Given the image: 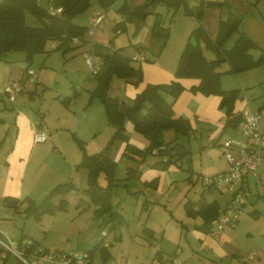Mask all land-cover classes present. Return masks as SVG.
Segmentation results:
<instances>
[{
    "label": "rangeland",
    "instance_id": "rangeland-1",
    "mask_svg": "<svg viewBox=\"0 0 264 264\" xmlns=\"http://www.w3.org/2000/svg\"><path fill=\"white\" fill-rule=\"evenodd\" d=\"M143 1L117 0L112 6L118 7L124 3L136 5ZM219 1L225 2V4L223 6H208L209 12L205 13L208 24L212 26L218 24L220 18H225L228 6H232L225 0ZM257 1H232L234 7L232 6L231 8L241 15L243 20L238 29L231 34L224 44V48L229 49L233 46L239 32L246 31V36L255 45L251 49V53L255 59L264 52V17H262L255 7ZM96 11L102 14V16L106 15V11L100 9L97 2L92 0L89 8L83 13L77 14L73 18V21L77 24L88 26L90 17ZM262 12L264 14V9ZM32 19V17H28L29 23L32 22ZM112 24L113 22L105 21V18H103L102 27L93 36L96 43L99 42L101 45H103L102 43L109 44L110 38L108 37L112 33ZM85 35L92 38L88 31ZM253 35L256 39H253ZM52 44V42H48L46 45L47 52L34 54L29 60L25 58L24 52L21 51H10L7 58L16 62H20L18 61L20 59L27 61L29 65L27 71L37 73L41 71L40 76L33 81H28L25 89L21 92L27 100L32 101H27L28 103L25 106H32L37 121L42 117L43 122L48 125L51 133L57 135L55 141L50 138L49 142L53 140L59 148H62V154H67L66 159L59 158L62 160L58 164V167L61 169V175L57 183L72 180L76 183L79 190H72L63 196L67 201L66 210L56 211L53 214L44 213L38 218L28 208L27 201L19 203L18 208L15 209L17 211L16 219L10 225L8 236H13L17 240L23 233L29 237H26L27 239L39 242L41 248L44 247L51 252L92 250L93 264H102V257L105 254L101 249L103 247H106L110 253L104 264H170L169 255H163V259H159L156 256L155 244L159 242V236L155 239L144 232L146 216L141 215L140 210L136 208L139 205L136 198L129 196L120 185L115 188L110 202L114 210H119L124 214L125 222L115 230H110V223H106V216H95L93 214V206L89 203L87 196L80 191L85 187L86 170L78 168L79 171H82L80 179L76 177V174L70 173L74 172L72 169L67 173L66 170L71 160L77 158V155H80L81 158L82 154L80 145L73 139L72 134H75L81 140L85 151L88 154H92L100 151L107 145L114 129L106 120L102 103L98 99L94 100V104L88 103L90 91L94 87L95 81L92 79L89 68L84 62L83 54L78 51V48L62 52V50L54 49ZM205 55L208 58L213 57V54L209 51H205ZM259 66H262V68L256 71H264V61L251 69ZM226 68H229V65L224 62L220 64L218 70L221 71ZM12 69L14 71L15 68L12 67ZM124 80L113 77L109 94L121 93L122 98H124L123 100L129 105L131 101L124 95ZM261 85L262 83L257 85L255 91L252 89L248 91L263 93L264 84ZM260 99L261 101H259ZM263 100L264 94L261 98L259 95L258 99L255 97L251 99L250 105L252 108H256V106L262 104ZM235 102L239 104L241 102L240 98ZM8 107L12 108L11 105ZM223 122L222 129L226 127L225 119H223ZM126 123H129V121H126L125 125ZM204 127L205 129H203ZM208 128H211V124L200 127L195 132L197 139L193 138V134L190 133L188 134V138L179 136V140L183 141L186 145L185 149L188 150L189 148L191 150L190 166L193 169L188 172L185 170L188 164L184 160L179 162L183 168L181 169V166L178 167L180 175L178 178H182L183 183H179L176 188L178 198L184 196L188 190L186 185L189 184L187 181L189 180L187 179L189 176H191L192 180L199 177L202 178L203 175H209L210 172L216 171L220 167L217 161L222 162L224 165L226 164L225 157L222 154L223 148L219 143L213 144L207 142L206 135ZM237 129L236 133L240 135L241 130L239 127ZM128 132L133 133L138 139L146 141V138L139 132H135L134 130H128ZM171 133V130H167L163 132V135L168 139ZM222 134L218 139L221 143L228 137L227 133ZM122 143L124 142L120 140L114 141L111 149V157L117 162L115 179L118 184L123 182V179L126 177L127 168L132 166H130L132 159L122 156L123 150L122 152L120 151ZM54 158H56L55 155ZM156 160V157L149 155L145 163L153 164ZM256 173L259 178L258 182L254 177L247 179L249 196L242 204L244 207H241L236 226L225 230L229 239H220L219 235L221 232H214L212 234L216 242L225 250L226 255L218 257L215 253L203 252L198 254V261L206 262L207 264H264V159L257 167ZM71 174H73V179L71 178ZM99 181L105 184L103 175L99 177ZM195 184L194 190L196 191L200 189V184L198 182ZM51 188L43 189L44 193L42 195L37 194L33 199L35 200L36 198V202L39 203ZM195 191H192V189L189 191L190 197L196 195ZM173 196L175 197V193ZM250 196L257 197V201L252 204L248 199ZM209 198H217L220 205L224 206L229 202L231 192H220L213 189L209 193ZM59 199L60 196H54L52 202L58 203ZM254 210H256V215H252L251 213ZM120 231L122 237L118 240L114 238V234L119 235ZM187 240H189L193 250L196 249L197 242L190 239L189 236ZM208 251L211 250L209 249ZM253 251L260 254L249 259L248 254ZM192 253L191 249H186L179 255V259L182 260L184 258L186 261L195 259L191 257ZM7 261L8 264H23L10 253L8 254Z\"/></svg>",
    "mask_w": 264,
    "mask_h": 264
},
{
    "label": "crops",
    "instance_id": "crops-1",
    "mask_svg": "<svg viewBox=\"0 0 264 264\" xmlns=\"http://www.w3.org/2000/svg\"><path fill=\"white\" fill-rule=\"evenodd\" d=\"M186 1L190 5L197 3V0ZM225 1L234 7L232 1L240 2L241 0ZM124 4L127 5V3ZM124 4L118 7H115V5L111 6V9L106 11L105 16H102V14L96 11V13L90 17V21L94 15L100 14L102 20L105 18V21L113 22L111 27L112 33L111 36L108 37L110 38L109 44L102 43L103 45H101L97 42V45L111 50L118 49L122 55L131 59L138 53L143 56L142 61L132 62L134 66H140L142 68V81L135 85L124 80V95L128 100L132 101L136 94L139 93L146 84L169 83L174 80V72L180 54L190 38L192 31L202 24L209 35L213 37L216 33L217 24L215 26L208 24V21L205 18V13L207 14L209 12L208 6L203 9V16L199 21L195 16L185 14L182 7L173 13L163 4L156 5L154 12L159 15L161 25L168 28L169 35L160 54L157 57H154L149 49L152 45L151 26L155 20L154 14H149L143 21L138 23L134 20L127 22L124 31L114 34L113 26L123 18L119 9ZM255 7L262 17H264L262 12L264 9V0H258ZM244 33L245 35L247 34L246 31H244ZM85 39V43H73L74 48H78L80 53L91 50L93 43H96L94 37L91 38L85 35ZM253 39H256L254 35ZM8 54L9 53L6 54L4 59L0 60V233L7 236L9 235L8 230L10 229V225L13 224L16 219L17 211L11 206L5 204V197H16L21 201L25 199V197H30L35 203H38L36 202V198L34 200L33 197L37 194L42 195L44 193L43 189H48V187L53 188L56 185L59 181V176L61 175V169L58 167V164L62 161L61 159H66L67 155L62 154V148H59V146L55 144L54 141L56 140L57 135L51 133L48 125L43 122L42 117L37 121L32 106H25V104L28 103L27 101L30 100H27L21 92L19 93L20 95L18 94L16 96V99L13 102L7 100L4 93L5 85L11 80L26 78L27 68L29 66L28 62L23 61L22 59L18 60L20 62L9 60L7 58ZM262 66L236 74L224 73L221 76V87L225 90L234 88L240 90L238 98H240L241 102L239 104L236 102L234 103V112L240 113L245 109L263 111L260 118V125L264 127V100L261 102L262 104L256 106V108H252L250 105L252 98L255 97L258 99L259 95L261 98L264 94V92H253L256 90L257 85L261 84L264 80V71H256L261 69ZM12 67L15 68L14 71ZM226 70H228V68L221 71L226 72ZM40 73H37L38 76H40ZM179 82L185 87V89L176 98L172 99L170 96H167L166 100L172 102L175 117L182 116L190 121L192 132L189 133L193 134V138L197 139L195 132L200 129V127L211 124V128H208V133L206 135L208 143L215 144L218 142L222 147L223 142L221 143V141L218 140L219 136L223 135L222 133L228 134V137H226L225 140H232L237 143L244 140L242 122L236 127L226 126L222 129L225 116L224 112L219 108V96L203 95L199 92L191 91L190 87L198 83L197 79L181 78L179 79ZM249 89H252L253 91H248ZM121 95V93H118L113 94L112 96L125 102ZM95 99L96 98L89 99L88 103L94 104ZM259 101H261V99ZM10 105L12 108L8 107ZM238 127L241 130L240 135L236 133ZM203 129H205V127ZM125 130H127L126 132L129 141L132 144L139 148H144L148 145L147 140L144 141L140 138L138 139L133 133L128 132V130H134L130 122L126 123ZM40 133L44 134L46 138L43 141H35V136ZM182 136L188 138V135ZM50 138L54 141L52 140L49 142ZM173 138L174 134L172 132L170 137H168V139L165 138V140L170 141ZM177 142L181 143L184 148H186V145L183 141L179 140V137ZM124 145L125 143H122L121 152L124 149ZM54 155L56 158H54ZM77 156V158L71 160L66 171L68 173L72 169L74 172L70 173L76 174V177L80 179L82 171L77 169V164L81 158L80 155ZM151 156L158 159L154 154ZM145 160L143 162L132 160L130 166L132 165V168L137 167L140 170L139 177L131 180H125V177L123 182L119 183L117 186L120 185L124 188L126 193L129 196L136 198V201L139 203V207L136 206V208L140 210L139 212L141 215L146 216L144 221L146 225L143 229L144 232L155 239L159 236V242L155 244L156 256L159 259H163V255H169L170 264H207L206 262L204 263L197 260L199 253L211 252L215 253L218 257L226 255L225 250L212 236L214 232H221L219 235L220 239H229L226 231L216 229V220L213 222L209 231H205L201 228L204 223V218L198 212L199 204H197V202L201 199L203 202L205 201L207 203L216 201L219 207V216L227 208L229 202L222 206L217 198L210 199L209 193L214 188L206 186L201 177L192 180L191 176L187 178L189 179L187 180L189 186L184 183L188 190L184 196L178 198L176 188L179 183H183L182 178H178L180 177L178 171L179 166L169 165L166 169H159L152 167L151 163L146 164ZM262 161L263 160L258 163V166ZM217 164L220 165V167L217 168L216 171L214 170L213 172H210L209 175H214L223 171L227 167L226 164L224 165L220 161H217ZM182 168L183 166H181V169ZM191 169H193L192 166L190 171ZM185 170L190 172L188 167H185ZM73 174H71V178ZM154 179H156V181H153ZM255 180L257 182L259 181L257 173ZM197 182L200 184V189L195 191V183ZM191 189L192 191H195L196 195H194V197H190L189 191ZM174 193L175 197L173 196ZM248 199H251V201H249L252 204L257 201V197L250 196ZM187 207L188 211L193 213L192 215L187 213ZM242 207H244V205H242ZM117 211L122 215L125 222L124 214L119 210ZM114 235V238L117 237L118 240L122 237L121 231L119 235ZM188 236L190 239L197 242V246L195 244L196 249L193 250L191 247L189 240H187ZM26 237L28 236L22 233L17 240L25 239ZM9 238L15 240L13 236ZM42 249L48 250L44 247ZM186 249L192 250L193 253L191 257L195 259L189 261H186L184 258L182 260L179 259V255ZM209 249L211 251H208ZM7 258L8 254L5 257L0 255V264H8ZM16 259L19 260L17 257ZM104 263L105 262L102 261V264Z\"/></svg>",
    "mask_w": 264,
    "mask_h": 264
},
{
    "label": "trees",
    "instance_id": "trees-1",
    "mask_svg": "<svg viewBox=\"0 0 264 264\" xmlns=\"http://www.w3.org/2000/svg\"><path fill=\"white\" fill-rule=\"evenodd\" d=\"M48 1L50 12L40 7L37 0H0V60L4 59L10 51L24 52L25 58L29 60L34 54L47 52L48 42L54 43V49L63 52L74 49L72 42L74 38H77L80 44L86 42L85 33L88 26L75 23L73 18L86 11L92 0ZM95 1L100 9L107 11L117 0ZM158 4H163L173 13L182 7L185 14L193 15L199 21L203 16V9L207 6L203 0H197L194 5L188 4L186 0H146L131 6L124 4L119 9L123 18L114 24V34L124 31L127 22L134 20L138 23L149 14H154L155 20L151 26L152 45L149 49L152 55L157 57L169 35L168 28L161 25L159 15L154 12ZM224 4L225 2H222L221 6ZM58 8H61L60 12H56ZM29 16L33 18L31 23L28 21ZM241 23L242 16L228 6L226 17L218 20L213 37L200 24L192 31L180 54L174 72L175 79L169 83L146 84L129 105L109 94L111 81L113 77H117L137 85L143 79L142 68L134 66L132 62L135 60L122 55L118 49L111 50L97 43L93 44L92 50L99 56L100 66L97 72L91 75L95 86L90 92V99L96 98L102 103L107 122L114 130L107 145L92 154L85 151L83 143L75 134H72V137L82 150L77 169L86 170V185L80 191L87 196L95 216H106V223H110V230H115L124 222L122 215L113 209L110 202L118 185L115 179L117 162L111 157L114 141L120 140L125 143L122 156L132 160L143 162L147 156L154 154L158 159L152 167L159 169H166L169 165L180 167L182 165L179 162L184 160L190 171L191 151L177 142L179 136L188 135L192 130L190 121L182 116L175 117L172 102L166 100L167 96L176 98L185 89L179 79H197L198 83L190 87L191 91L220 97L219 108L224 111L225 126L236 127L242 122L241 112L233 110L240 90L223 89L221 76L224 73L236 74L256 67L264 61V52L255 59L251 53L255 45L243 31L239 32L232 47L224 48L225 41ZM205 51L211 52L213 57L208 58ZM224 62L228 63V70L219 71L218 67ZM126 121H129L133 129L146 138L148 141L146 147L139 148L129 141L125 132ZM166 130H171L174 134V138L170 141L164 138L163 132ZM101 175L105 179V184L99 181ZM139 175L140 170L137 167H129L125 180H131ZM77 189L79 190L76 183L69 180L56 184L39 203H35L30 197H25L22 201L16 197H5L4 201L6 205L14 209H17L19 203L27 201L28 208L38 218L44 213L53 214L56 211L66 210L67 201L63 196ZM54 196H60L58 203L52 202ZM201 201L202 199L197 202L198 212L204 218L201 228L209 231L219 216V207L216 201L210 203ZM187 213L193 214L188 211V207ZM251 213L256 215V210ZM33 242L34 245H39V242ZM101 249L105 253L102 257V261L105 262L110 254L106 247ZM86 252L91 262L93 251Z\"/></svg>",
    "mask_w": 264,
    "mask_h": 264
},
{
    "label": "built area",
    "instance_id": "built-area-1",
    "mask_svg": "<svg viewBox=\"0 0 264 264\" xmlns=\"http://www.w3.org/2000/svg\"><path fill=\"white\" fill-rule=\"evenodd\" d=\"M219 1V0H203ZM61 8L56 9L60 12ZM102 27V16L96 14L92 17L88 26V33L93 37L96 31ZM73 43H78L74 38ZM94 44V43H93ZM54 47L55 44L53 43ZM93 48V47H92ZM83 58L88 66L90 74L94 75L100 66V58L93 50L84 51ZM135 61H142L143 56L138 53L133 57ZM38 74L34 71H27L26 78L12 80L4 87V93L9 102H13L16 96L25 89L28 81L36 79ZM263 111L245 109L241 112L243 120L242 142L225 140L222 143L223 155L227 167L214 175L202 177L203 183L218 191L231 192L226 210L216 220L217 230H226L235 226L242 204L249 196L247 179L256 177L258 163L264 159V127L260 125V118ZM46 136L42 133L35 136V141H43ZM0 255L5 257L7 254H13L24 264H91L88 253L81 250L69 251H48L42 249L30 239L13 240L7 235L0 233ZM259 252H250L248 258L252 259L258 256Z\"/></svg>",
    "mask_w": 264,
    "mask_h": 264
},
{
    "label": "water",
    "instance_id": "water-1",
    "mask_svg": "<svg viewBox=\"0 0 264 264\" xmlns=\"http://www.w3.org/2000/svg\"><path fill=\"white\" fill-rule=\"evenodd\" d=\"M38 5L42 7L43 9L47 10L50 12L49 8V1L48 0H37ZM207 6H221L222 2L221 1H207L206 2ZM251 201V199H249ZM226 210V209H225Z\"/></svg>",
    "mask_w": 264,
    "mask_h": 264
}]
</instances>
